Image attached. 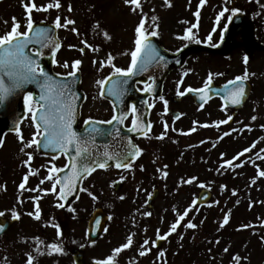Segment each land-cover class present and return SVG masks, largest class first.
Listing matches in <instances>:
<instances>
[{
	"label": "flooded vegetation",
	"instance_id": "af4514ba",
	"mask_svg": "<svg viewBox=\"0 0 264 264\" xmlns=\"http://www.w3.org/2000/svg\"><path fill=\"white\" fill-rule=\"evenodd\" d=\"M147 1L150 2L147 3ZM142 7L147 18L152 16L158 18L156 21L150 19L149 22L148 20V23H145V29L150 32L156 28L157 24L159 25L157 29L159 35L150 37V42L155 45L160 56L164 57L163 61L157 58L148 65L146 70L141 71V83L137 82L133 87L128 84V88L133 90L131 95H144L143 104L153 105L151 108L148 106L149 123L152 125L148 136L157 135L158 137L164 131L165 122L169 125V132L176 122L184 117H189V125L194 127L196 124L194 125L193 122L200 116H207L211 124L227 119L228 116L233 117L228 124L221 125L219 129L215 126L204 128L210 139H217L223 131H228L231 128H235L237 131L224 138L264 134V128L260 127L264 125V0H206L203 6H200V0H168L167 4L165 0H144ZM225 8L229 11H225L217 22V15ZM233 8L240 10L234 16L231 12ZM197 11L200 13L199 18L194 15ZM230 16L231 19H229ZM193 24L197 25L193 28V32L195 39H198L200 43H196L195 40L179 39L178 37L184 35L185 30ZM185 46L191 48V53L185 64L179 68V64L174 63L167 55L175 54ZM161 48L166 52L163 53ZM245 56L248 57L247 63L244 61ZM130 64L131 57L128 58V64L124 69L128 68ZM245 71L248 72V78L243 81L245 96L240 104L229 102L225 107V100L215 97L201 108L196 106L192 98L181 99L176 95L177 84L181 80L183 81L180 84L181 91L189 86L198 89L203 87L211 73L210 87L223 89L229 80L244 75ZM107 76L102 80L104 81ZM145 83L154 84L151 93L141 91ZM81 85L85 97L81 108L73 106L77 115L72 128L76 133L82 134L91 127V125H85L86 119L91 117L97 121L110 120L115 114L117 106L101 95L103 84L87 89L83 78ZM229 87L232 86L229 85ZM160 96L168 101L167 113L164 111L163 101L159 99ZM13 99H15L14 103L18 109H25L26 115L20 129L25 142L31 141L33 133L36 132L31 120V113L27 112L24 104L22 105L24 101L20 94ZM135 102L134 98L129 99V117L124 123L126 127L131 125L133 118L131 109ZM188 103L189 105H186ZM188 108L192 110L190 111ZM178 115L180 118L175 120L174 118ZM253 116L257 117L255 121L252 120ZM245 125L250 126L251 130H248ZM200 134L202 133L195 131L186 136L200 139ZM172 135L167 134L164 140L154 139L153 141H156L153 144L154 148L160 149L162 146L158 145L164 144L169 138L179 136L176 139L179 140L183 136L181 134ZM8 137H14L19 145V153L13 156L11 154L10 157H6L2 153ZM36 139L39 141L40 136H37ZM145 140L147 141L148 138H136L134 142L144 150L142 142ZM3 142V146L0 148V212L4 213L3 216H0V225H3V231H0V264H26L28 254L33 256V264H76L75 256L77 254L83 258V264H94L96 259L106 258L114 249V246L109 243L101 245L105 239L112 237L110 226L113 215L110 188H113V195L119 196V201H125L127 197L123 196V193L128 188L129 177H140L143 183L147 182L148 174L156 172V166L159 163L168 162L170 157L172 160L178 157L174 152L157 151L152 155V159L145 163L143 151L140 158L132 163L131 169L115 167L106 170L97 169L83 179H76L73 177L71 168L64 167L68 163V157L60 150L51 149V153H47V149L43 151L41 146L38 148L39 144L25 147L16 134L12 133H8ZM22 147L24 148L23 152H21ZM27 153L32 154V159L25 163L28 161ZM53 164L57 168L63 169L58 174V178L63 184L70 183L75 189L65 200H58L57 194L48 191L53 182L44 178L49 174L48 169ZM25 175H28L25 190H20L19 184L23 182ZM122 176L125 177L123 180ZM65 177H68L67 181L64 180ZM42 179H44V183H40ZM61 186V184L57 185V192ZM137 189V192L130 191L128 204L139 209L138 193L141 192V189L139 186ZM152 189L150 190L152 194L158 191V197L152 204L155 208V204L160 202L162 194L159 189ZM152 194L144 197L146 204ZM131 199L133 202L130 201ZM57 203H63L64 207H56ZM120 205L121 203H117L115 208ZM37 206H39L41 214L40 220L27 214L34 213ZM97 208L103 209L104 213L108 215V221L103 235L98 241L92 243L88 235L89 221ZM13 213H18L19 219H14ZM53 224L58 228L53 227ZM36 238H39V241ZM144 239L145 237L142 238V243ZM52 243H57L62 251L56 252L48 248L47 246ZM149 246L151 251L141 259L152 262L160 257L155 263H163L165 256L153 255V252H160L162 248H157V245L151 246V243ZM106 249L109 251H103ZM150 256L152 259L149 261ZM166 258L168 259V255ZM116 259L118 264H124V259L121 257L117 256Z\"/></svg>",
	"mask_w": 264,
	"mask_h": 264
},
{
	"label": "rangeland",
	"instance_id": "374dc122",
	"mask_svg": "<svg viewBox=\"0 0 264 264\" xmlns=\"http://www.w3.org/2000/svg\"><path fill=\"white\" fill-rule=\"evenodd\" d=\"M49 2L51 0H36L38 5ZM141 2L143 3L144 0ZM60 3V9L32 12L33 21H45L48 17L49 22L54 23L57 15L61 16L62 23L65 17L75 21V24L69 25L68 28H59V38L63 45L57 56L56 73L67 74L72 70L71 67H62L64 61L71 64L73 60L81 59L83 63L80 69L84 74V83L87 89H91L98 85L97 81H101L114 71L112 64L120 68L127 66L128 58L136 46L135 28L140 20L139 13H131L129 6L124 4V0H60ZM69 4L73 9L71 12L67 10ZM13 17L21 23V30H24L26 16L23 0H4L0 3V35L11 29ZM150 19L147 18L146 24L148 20L150 22ZM97 22H99V27H97ZM73 28L77 31H72ZM105 31L108 34L107 37L104 35ZM70 45L73 47H69ZM97 47L99 50L93 51ZM81 48L84 49L83 53L80 51ZM108 53H111L114 59L111 64H105L101 68L99 61L106 60ZM93 60L97 61L95 65ZM196 121L198 123L195 128L202 133L200 139L191 137L188 139L187 136H183L176 141L179 136L172 137L164 144L158 145L162 146L158 150L153 145L156 142L153 140L157 135H151V139L142 142L145 147L143 154L145 163H148L157 151L176 153L178 156L176 159L180 158L178 163L175 161H172L174 163L170 161L159 163L156 166V172H150L147 176L148 181L144 183L140 177H129L128 190L126 189L123 193V196L127 197L125 201H119V196L113 195V188H110L113 215L110 226L112 237L105 239L101 245L109 243L116 248L126 242L127 236L132 234L131 248L118 254V258L124 259V264H154L160 257L148 262L141 259L138 254L142 238L149 239L151 243L156 239L158 228L161 234L166 232L170 223L174 221L176 212H183L204 188L212 191L213 201L203 210L194 208L185 220L186 222L191 218L199 227L186 229L183 227L185 222H182L177 233L169 236L162 247L161 251L164 252L165 258L168 255V259L166 258L163 264H264V239H262L264 237V226H262L264 225V177L258 175L256 167L258 165L259 170H264V160L257 158L259 150L264 148V139H262L264 134L217 141L215 138L210 139L200 126L205 123L211 124L207 116H200ZM189 122V117L178 121L176 127L173 126L168 135H180L182 134L180 130L187 132L191 127ZM173 128L177 131H173ZM201 140L207 142L201 144ZM254 141H259L256 147L234 162L240 164V167L229 168L227 171L222 170L223 174L216 171L221 162L222 152L226 153L224 159H229L244 148L250 147ZM5 142L2 150L4 156L10 157L11 154L13 156L19 153V145L14 137H8ZM213 142H216L215 147H213ZM190 145L192 147H189ZM260 155L264 156V153ZM249 157H251L250 160ZM167 164L168 167L165 169L163 166ZM165 171L168 173L167 177L163 175ZM192 176L198 178L192 184L181 183L182 178L186 180ZM253 179L256 181L255 184L251 183ZM201 183L205 185L203 188L199 186ZM221 185H226V189H222ZM138 186L141 189L138 193L139 209L128 204L130 191L137 192ZM152 188L159 189L162 197L160 202L155 204L153 215L148 217L142 215L149 211L144 197L152 193L150 191L153 190ZM232 189L238 190L237 195H232ZM216 201L219 203L217 204ZM117 203L121 205L115 208ZM226 213H230L229 223L219 228ZM242 225H253V227L242 228ZM145 228H147L146 233ZM178 233H183V240H180ZM216 240H219V243H215ZM226 247L227 252L224 251ZM103 251L106 252L109 249ZM153 253L159 256V252ZM236 254H239L241 258L239 262L233 260ZM149 258L150 261L152 256Z\"/></svg>",
	"mask_w": 264,
	"mask_h": 264
},
{
	"label": "snow or ice",
	"instance_id": "6c2138e0",
	"mask_svg": "<svg viewBox=\"0 0 264 264\" xmlns=\"http://www.w3.org/2000/svg\"><path fill=\"white\" fill-rule=\"evenodd\" d=\"M206 0H200V6ZM165 3H168V0H165ZM124 4L129 6V10L133 14L139 13L141 18L139 20L138 25L135 28V50L131 52V64L128 68H120L116 67L114 64L111 66L114 69L113 75L119 74L121 76L130 77L136 74V71L139 69L140 71L146 70L148 65L153 61L157 60L163 61L164 57L160 56V53L156 50L154 44L150 42V37H156L159 35L158 27L154 28L152 31L148 32L145 29V23L147 19V14L143 13V7L141 0H124ZM23 7L25 9L26 16V24L23 25V29L21 23L15 18H12V26L11 29L6 31L3 35H0V71H3L11 81V86H6L3 77H0V103H3L4 100L12 93L14 89L22 87L25 83H36L41 89V95L39 101L33 103L31 94H28L24 97V106L28 113H31V120L33 122L34 127L36 128V132L33 133V139L31 141L25 142L22 131L17 125L14 126L13 131L16 136L20 140L25 147H31L32 144H39L41 141L43 142V146L45 148L51 147L54 151L59 149L65 156L68 157V163L64 166L65 168L70 167L73 173V177L76 179H83L86 175H90L95 172L97 169L106 170L109 167H116L118 169H131L132 164L130 162V157H138L144 151L139 146L133 144L131 140H129L127 145V150L123 152H114L110 153L105 150L103 153L99 155L93 153L91 150V146L95 144V136L100 133V129L96 127L97 124H112L113 121H116L117 124H123L124 119L126 118V113H121L118 115H113L110 120L107 121H97L93 118L89 117L85 120V125H91L89 129H87V135L84 137H80L77 135L76 131L73 130L72 124L77 115L75 108L73 107V102L77 98V93L72 91V86L68 83L57 81L52 76L49 75L47 71L40 65L39 58L44 55L43 49L46 47H50L52 51L53 57H55L56 51L61 47L60 43L55 39L48 38L49 29L39 28L34 30V21L32 19V12L35 11H43L48 12L49 10L55 8L60 9L61 3L60 0H51V2L38 5L36 0H23ZM71 12L72 6L69 4L68 9ZM225 11H229L227 8L220 11L217 15L216 20L219 22L220 18L224 15ZM240 10L239 9H231L232 15H236ZM194 15L199 18V11L194 13ZM152 21H156L158 18L156 16L151 17ZM231 19V16L229 17ZM7 23V21L5 22ZM56 28H68L69 25L75 24L73 19L65 17L62 23V18L60 15L56 16L54 21ZM97 27H99V22H97ZM197 27L196 24L191 25V27L185 30V34L179 36V39L192 41L195 40L196 43H200L198 39H195V33L193 32V28ZM72 31H77L75 28ZM104 35L107 37L108 34L105 31ZM110 39V37H108ZM209 39L211 37L209 36ZM39 44L40 48H37L29 54L26 51L29 48V45ZM86 44V42H85ZM88 46V45H86ZM215 46V45H213ZM69 47H73L70 45ZM91 47V46H88ZM99 48H94L93 51H98ZM81 53L84 52V49H80ZM114 59L111 53L107 54L106 60L99 61L100 67L103 68L105 64H111V61ZM248 57H244L245 63H247ZM56 63L55 60H53ZM81 59H75L69 64L68 61H64L62 67L69 68L71 67V71L66 75L68 77L73 78V83L77 79V73L81 70L80 66L82 65ZM97 63L96 60H93V64ZM61 74L57 73L56 76L59 77ZM248 78V72L245 71L244 75L236 76L234 80H229L226 85L223 86V89H217L216 95H222L225 100V107L230 102L232 104H240L243 97L245 96L243 81ZM111 79V77L107 78ZM212 74L209 73L208 79L205 81L203 87L198 89H193L192 87L186 88L184 91H181L180 84L183 81H179L177 84L176 95L178 97L184 96L188 92H195L199 94V98L207 103L211 97L208 95V91L211 86ZM98 84H104L105 81H97ZM128 83L127 80L123 81H112V87L108 90L109 96H115L118 99L122 100L124 95L123 85ZM231 85L232 87H229ZM154 84L153 83H145L144 88L141 91L146 93H151L153 91ZM164 103V111L167 113L168 111V101L160 96L159 98ZM145 103H147L145 101ZM149 108L153 107L152 104L148 105ZM203 108V104L200 105ZM132 122L131 127L128 128L130 132H138L142 136H145L148 139L152 137L148 136V132L151 131V123H149L146 128L140 127L138 124V118L136 116V106H132ZM180 116H176L175 119H179ZM233 119L232 116H228L227 119H222L213 122L212 124H201V127H211L215 126L217 129L220 128L221 125L228 124L229 121ZM257 119L256 116L252 117V120L255 121ZM194 125L198 123V121L193 122ZM248 130H251L250 126L245 125ZM264 128V125L260 126ZM169 125L167 122L164 123V131L156 137L158 140H164L168 134ZM173 131H177L173 128ZM182 134L188 135L191 132H195L196 128L193 127L189 129L188 132H183L180 130ZM237 129L231 128L228 131H223L222 134L217 138L218 140H222L224 137L231 135L232 132H236ZM116 134L119 135V130L117 129ZM37 136L41 137V141L36 139ZM264 139V138H262ZM207 141L201 140L200 143H206ZM259 141H254L252 145L248 148H244L242 151L232 156L229 159H224L226 153L220 154V163L219 167L216 171L220 174H223V171H227L229 168L240 167V164L234 163L239 160L241 156H244L245 153H249L256 147V144ZM0 146H3V140L0 139ZM216 146V142H213V147ZM189 147H192L190 145ZM24 151V148H21V152ZM260 153H264V148L259 150L257 153V158L264 160V156H261ZM28 163L32 159V154L27 153ZM249 160L251 157L248 158ZM110 161H114V164H110ZM253 164L255 162L253 161ZM165 169L168 165L163 166ZM258 175L260 177H264V170H259ZM141 169L143 170V166L141 165ZM160 169H158L159 171ZM223 170V171H222ZM63 171L61 168H57L55 164L52 165L48 169V175L44 178L48 181H52L51 188L48 191L57 194L58 200H65L68 195L74 192V187L69 184H63V182L58 178V174ZM79 173V175H77ZM164 177H167L168 173L165 171L163 173ZM125 177H121L123 180ZM44 179L40 181V183H44ZM196 176L189 177L184 180L181 179L182 184H192L193 181L197 180ZM28 180V175H25L23 178V182L19 184L20 190H25V184ZM65 181L68 180V177L64 178ZM255 179L251 181L252 184H255ZM115 183V182H113ZM61 184L62 186L59 188L57 192V185ZM203 188L205 185L201 183L199 185ZM67 188V190H65ZM222 189H226V185H221ZM86 191V189H84ZM238 190L232 189V195H237ZM89 195H92L89 193ZM95 199V197H93ZM123 199L124 197H120ZM206 199V197H203ZM218 204L219 201H216ZM239 203V201H237ZM197 200L193 199L191 204H189L183 212H176L175 219L170 223L168 230L161 234L160 229L156 230V240L151 241V246H155L157 241L166 240L173 233H177L178 228L181 227L182 222H185L186 218L189 216V213L196 208ZM251 206V205H250ZM56 207L63 208V203H57ZM198 210V209H197ZM29 216H33L34 219L40 220L41 214L39 210V206H37L36 211L27 213ZM4 213L0 212V216H3ZM144 216H152L153 213L150 211H146L142 213ZM14 219H19L18 213H13ZM230 213H226L223 216L222 221L219 224V228H223L225 225L229 223ZM99 223V221H97ZM203 223V222H201ZM135 225V221H134ZM53 227H57V225L53 224ZM264 226V225H262ZM183 227L186 229H197L199 225L193 222V219H187L185 223H183ZM242 228L253 227V225H242ZM0 231H3V225H0ZM145 233L147 232V228L144 229ZM59 235V231H58ZM180 240H183V233H178ZM39 241V238H36ZM264 239V237H262ZM215 243H219V240H216ZM133 245V235L129 234L126 238V242L122 243L120 246L114 248L112 253L103 259H96L94 264H118L116 257L119 253H121L125 249L131 248ZM149 239H144L143 243L140 245L139 256L143 257L147 255L148 252L151 251V247ZM182 246V245H181ZM50 249L55 250L56 252H61L62 248L57 243H52L47 246ZM39 251V249H37ZM225 252L228 251L226 247L224 249ZM159 256H164V252L160 251L158 253ZM239 254L233 256V260L239 262L240 260ZM26 264H33V256L28 254Z\"/></svg>",
	"mask_w": 264,
	"mask_h": 264
},
{
	"label": "water",
	"instance_id": "95a60500",
	"mask_svg": "<svg viewBox=\"0 0 264 264\" xmlns=\"http://www.w3.org/2000/svg\"><path fill=\"white\" fill-rule=\"evenodd\" d=\"M1 2V0H0ZM39 28H46L49 29L47 35L49 39H55L57 40L59 43V39H58V33H57V28L50 24V23H43V22H35L34 23V30L35 29H39ZM61 45V43H60ZM37 48H40L39 44H35V45H29V48L26 50L29 52V54L32 53V50H35ZM60 49V48H59ZM58 51V50H57ZM57 51L55 54V57L57 55ZM187 49L183 50L182 52L175 54V57H181V59H183V62H185L186 57H188V52H186ZM44 55L42 57L39 58V63L40 65L45 69V71H47L49 73L50 76H52L54 79H56L57 81H62L65 83H68L72 86V91L77 93V98L74 100L73 105H78V108H81V103L83 102L84 98H83V93L81 91V81H82V74L79 72L77 73V79L75 80V82L73 83V78L72 77H68V76H62L60 75L59 77L56 76V74L54 73V62L53 60H55V57H53L52 55V51L50 47H46L43 49ZM174 57V58H175ZM139 69L136 71V74L134 76H130V77H125V76H112L111 79H106L105 83L103 85L102 88V93L101 95H103L106 99L110 100L114 105H116V113L115 115H120L121 113H126V118H127V113H128V106L126 104H124V101L127 103L129 101V99H135L136 102L134 103L136 106V116L138 118V124L140 125V127L142 128H146V126L148 125V118H149V114H148V109L145 108V106H141L140 104V100H142V97L140 96H136L135 97L133 95H131V91L128 88V84H131L132 86L135 84L134 82L138 79H136V75L139 73L138 72ZM0 77H3L4 80H6L8 83L6 84L5 81V85L7 86H11V81L9 80L8 76L3 72L0 71ZM123 80H127L128 83L126 85H123V89H124V95L121 99H118L115 96H109L108 95V90L113 86L112 85V81H123ZM23 93V94H31L32 98H34L35 101H39L40 95H41V89L40 87L36 84V83H25L22 87L14 89L11 93L12 96L16 95V93ZM187 95H191L194 100L199 104H205L204 101H202L199 98V94L195 93V92H188L185 96ZM208 95L212 96V91L209 90L208 91ZM210 96V97H211ZM21 109V108H20ZM24 109V108H23ZM22 114H24L23 112ZM25 110V109H24ZM19 116H17V110L15 107L14 102H7L6 104L4 103H0V139L3 138V136L7 133V131H13L14 126L17 125V122H21V117L18 118ZM125 118V119H126ZM7 119V120H6ZM124 119V120H125ZM19 126V124H18ZM96 127H98L100 129V133L96 134L95 136V144L91 146V150L93 151V153L99 155L100 153H103L105 150L109 151L110 153H114V152H123L125 150H127V145L129 140H131V142L133 144H135L133 142V139L136 137H142V135L138 132H130L128 131V128H125L124 123L123 124H117L116 121H113L112 124H97ZM117 129L119 130V135L116 134ZM85 130V129H84ZM78 136L80 137H84L87 135V132L84 131L81 133H77ZM137 160V157H130V162H134ZM110 164H114V161H110ZM114 167V166H112ZM203 197H206V199H203ZM157 198V192H155L154 196L152 198L149 199V203L151 204L153 199ZM197 206H203L206 205L208 203H210L213 199L212 194L209 190L207 189H203L202 192L198 195L197 197ZM151 206V205H150ZM97 221H99V223H97ZM106 221V217L104 216V214L102 213L101 210H96L91 222H90V231H89V235H92V239H94L95 237H97L100 232L103 230V226L105 224ZM163 243V240H159L158 241V246L160 247ZM81 257L77 256V264H82L81 262Z\"/></svg>",
	"mask_w": 264,
	"mask_h": 264
}]
</instances>
